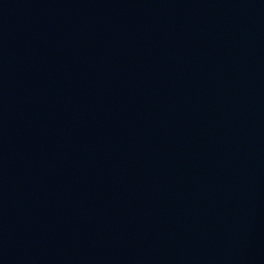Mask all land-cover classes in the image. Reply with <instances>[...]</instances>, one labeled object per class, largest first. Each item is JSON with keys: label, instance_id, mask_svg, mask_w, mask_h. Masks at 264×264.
I'll return each instance as SVG.
<instances>
[{"label": "water", "instance_id": "obj_1", "mask_svg": "<svg viewBox=\"0 0 264 264\" xmlns=\"http://www.w3.org/2000/svg\"><path fill=\"white\" fill-rule=\"evenodd\" d=\"M0 264H264V0H0Z\"/></svg>", "mask_w": 264, "mask_h": 264}]
</instances>
